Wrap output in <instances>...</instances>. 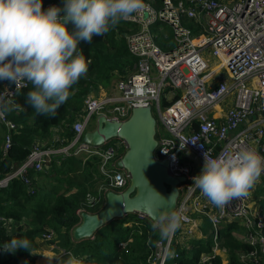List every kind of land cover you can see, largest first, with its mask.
<instances>
[{
	"label": "built area",
	"instance_id": "2783aa9c",
	"mask_svg": "<svg viewBox=\"0 0 264 264\" xmlns=\"http://www.w3.org/2000/svg\"><path fill=\"white\" fill-rule=\"evenodd\" d=\"M149 10L144 15L122 21L132 26L121 34L129 54L137 61L134 71L117 82L118 95H87L82 113L72 125L74 137L66 145L47 148L35 143L25 160L0 179V189L12 180H21L30 194L35 192L27 171L41 173L57 156L97 157L101 176L98 187L85 194L83 205L76 211L93 213L102 208L105 194L123 192L129 185V175L117 167L118 153L125 144L93 147L82 141L93 117L104 115L109 120L123 122L136 107H150L156 120L157 161L167 160V172L172 177H184L177 186L179 197L175 210L183 214L182 226L167 240H157L151 264H166L177 259L176 246L190 251L194 242L206 243L204 229L212 227L208 251H202L195 264H209L215 257L227 264L228 251L223 245L222 231L228 226L241 230L231 233L250 249L236 251L240 264H264V207L255 201L251 190L246 198L234 199L225 208L210 204L194 183L204 164V153L217 158L241 149H251L264 156V0H145ZM157 3L159 5L157 6ZM58 5L47 3L49 7ZM157 6V7H156ZM201 8V9H200ZM164 24L173 33L169 50L156 43L152 27ZM186 23H192L194 29ZM195 27L200 31L194 34ZM216 58L211 66L206 57ZM216 68H218L217 71ZM224 70L226 76L220 75ZM28 82L16 85L7 80L0 95L12 101ZM143 91L144 95H137ZM172 94L170 104L162 98ZM153 114V113H152ZM2 152L6 155L17 126L4 117ZM104 147V148H103ZM260 180L264 181V174ZM139 217V216H138ZM143 219V217H139ZM0 227L13 237L26 228L23 220L13 221L0 216ZM49 231L42 238L55 240ZM123 247L124 244H121ZM0 245V254L3 252ZM174 252V256L167 255Z\"/></svg>",
	"mask_w": 264,
	"mask_h": 264
},
{
	"label": "trees",
	"instance_id": "16d2710c",
	"mask_svg": "<svg viewBox=\"0 0 264 264\" xmlns=\"http://www.w3.org/2000/svg\"><path fill=\"white\" fill-rule=\"evenodd\" d=\"M60 2L61 5L59 6L57 0H43V10H47V3H54L62 8L64 1ZM158 5L159 3H157ZM185 26L193 29V26L189 23ZM131 28L132 26L121 22L104 36H94L91 43L80 42L78 47L82 50L86 59L91 61L89 71L86 77L81 78L73 86L74 95L57 110L55 117L37 116L32 107L26 103V96L31 90V85L18 92L13 99L16 107L5 116L9 122L17 126L16 131L12 133V144L6 155H3L1 147L3 146L1 134H5L6 130L5 126L0 123V179L20 166L30 153L36 140L48 138L53 127H64L65 141L61 145L70 142L74 137L72 125L77 116L79 117L81 114L83 99L92 92L96 94L98 86L105 87L109 84L114 73L120 77L132 74L137 60L129 54L126 40L121 35L129 32ZM68 29L72 31L73 26L69 24ZM193 32L198 33L195 30ZM156 43H158L157 38ZM158 46L163 50L168 49V46L164 43ZM0 81L7 83V80ZM162 104L166 107L170 102L166 101L163 96ZM110 142L106 145H110ZM98 162L97 157H92L84 163V165L93 168L90 181L84 188L80 189L79 186V190L75 195H57L53 203H50V197L39 195L36 190L33 194H30L21 180L14 179L9 182L7 187L0 189V216L13 221L28 219L29 227L21 229L13 237H23L31 241L30 252L23 249L18 250L15 254L3 251L0 254V264H28L31 261V252L37 249L35 239L42 237L49 231L55 233L56 246L66 253L75 255L81 260L82 264H151L150 258L153 255L154 245L157 240H160V237L158 232L154 233L152 231L151 224L153 222L151 220L141 219L136 214L126 215L120 220H114L104 225L97 230L92 239L80 242L72 240L71 231L80 222V217L76 214V211L83 205L85 194L94 190L97 184L94 182V178H101ZM54 163L55 165L63 163L61 166H64L65 163H71L70 170L74 173L79 171L81 167V161L74 160V157L62 159V156H57L51 162V164ZM85 168L81 171H85ZM34 174L33 171L29 170L26 172L25 177L33 182ZM99 210L97 209L93 213ZM127 223L131 227L125 226ZM233 229L234 226H228L222 231L224 246L228 250L227 264H240L237 260L236 250L247 251L250 248L231 237ZM13 237L7 236L0 227V245L3 246ZM124 243L125 246L122 247L121 244ZM209 244L210 242L207 241L205 243L206 247H203L201 242H194L195 247L191 256L189 252L187 253L174 246L173 251L178 254V258L169 259L166 264H195L200 253L208 251ZM209 264H222V260L215 257Z\"/></svg>",
	"mask_w": 264,
	"mask_h": 264
},
{
	"label": "clouds",
	"instance_id": "9594fccd",
	"mask_svg": "<svg viewBox=\"0 0 264 264\" xmlns=\"http://www.w3.org/2000/svg\"><path fill=\"white\" fill-rule=\"evenodd\" d=\"M148 10L145 0H64L62 8L47 10H43V0H0V80L17 86L25 81L31 84L26 103L37 116L55 117L74 95L73 86L89 71L91 61L78 47L80 42L91 43L94 36H104L122 21ZM14 107V101L0 95V117ZM262 174L264 156L241 149L217 158L204 153L202 171L193 179L210 204L223 209L234 199L248 197ZM159 209L149 213L154 221L151 229L167 240L181 228L184 217L179 210ZM2 247L6 253L30 252L31 241L13 237ZM167 255L175 254L167 251ZM64 264L82 262L69 253Z\"/></svg>",
	"mask_w": 264,
	"mask_h": 264
},
{
	"label": "water",
	"instance_id": "95a60500",
	"mask_svg": "<svg viewBox=\"0 0 264 264\" xmlns=\"http://www.w3.org/2000/svg\"><path fill=\"white\" fill-rule=\"evenodd\" d=\"M155 135L156 120L150 107L133 108L123 122L109 120L104 115L96 116V128L87 130L82 141L93 147H102L111 140H121L125 152L117 161V167L127 172L129 185L121 193L108 191L98 212L82 213L79 224L71 231L73 241L92 239L101 227L129 214L154 222L149 214L151 210L158 207L160 212L175 210L179 197L177 186L184 177L170 176L168 161L155 160Z\"/></svg>",
	"mask_w": 264,
	"mask_h": 264
},
{
	"label": "crops",
	"instance_id": "0c3cea01",
	"mask_svg": "<svg viewBox=\"0 0 264 264\" xmlns=\"http://www.w3.org/2000/svg\"><path fill=\"white\" fill-rule=\"evenodd\" d=\"M59 3L58 5H61L60 1H64V0H57ZM152 30L156 31V26L152 27ZM124 34V33H123ZM126 34V33H125ZM163 44V43H161ZM169 48L171 46V43H165ZM134 71V69H133ZM133 73V72H132ZM127 77V76H126ZM116 79L118 78V81L125 78V77H120L117 74H113L112 75V79ZM1 82V81H0ZM6 82H1V87L2 84H4ZM99 93H103L102 95H104L106 93L105 89L103 86H98V91L97 93H90V95H94L97 96L99 95ZM114 96L118 95V91L117 89H115V92L113 93ZM100 96V95H99ZM82 113V110L81 112ZM79 119L78 116L76 118V120ZM94 122L92 125H88L87 130H94L96 128V117H94ZM75 120V121H76ZM93 120V119H92ZM91 120V122H92ZM90 122V123H91ZM3 126V125H1ZM58 131H60V133H58ZM5 133V132H4ZM64 127H53L51 130V133L49 135L48 138L46 139H38L36 140V143H40L41 145H47L48 147H53L52 143L55 142H60L61 144L65 141L64 139ZM1 137L4 139V134H1ZM114 140H118V139H114ZM116 143H120V140H118ZM63 145H60L59 147H61ZM2 147V146H1ZM58 148V147H56ZM124 146L121 147L120 149V153L122 152ZM122 155V154H121ZM118 158H119V153H118ZM74 160H78L81 161V167L80 170L77 172H71L70 168H71V163H65L64 166L61 165H55L54 164H50L49 167L47 169H45L44 171H42L41 173H35L33 175V185L35 187L36 192L39 195H44L46 197H50L49 201L50 203H53L55 200V197L57 195H75L78 190H79V186L80 189L83 187H85L87 185V183L90 181V175L92 174V167L91 166H86V164L84 165V163L86 161H88L86 158L84 157H74ZM83 165V166H82ZM74 166V164H73ZM86 167V168H85ZM83 168H85V171H81ZM94 182H96L97 184L95 185L96 189L98 187V182L95 180L94 178ZM78 184V185H77ZM253 193H254V199L255 201L257 200L258 202H262L264 200V182L259 180L258 183L255 185V187L252 189ZM105 203V201H104ZM261 204V203H258ZM34 205V204H33ZM104 205V204H103ZM103 207V206H102ZM29 220L24 219L23 223L24 225L28 224ZM237 232H241L240 229L238 228H234L231 233H235L237 234ZM56 241L57 239L53 242L51 241H46L44 240L42 237H38L35 239V244L37 245V249H35L33 252H31L30 256H31V261L28 264H64L65 260L68 258V254L64 252V250H62L61 248L56 246Z\"/></svg>",
	"mask_w": 264,
	"mask_h": 264
},
{
	"label": "rangeland",
	"instance_id": "374dc122",
	"mask_svg": "<svg viewBox=\"0 0 264 264\" xmlns=\"http://www.w3.org/2000/svg\"><path fill=\"white\" fill-rule=\"evenodd\" d=\"M173 1H178V0H173ZM187 24V23H186ZM189 24H191L193 27H194V25L192 24V23H189ZM194 29V28H193ZM195 31H198V33L197 34H199L200 33V31L197 29V27H195ZM154 33L156 34V36H157V39H158V45H160L161 43H171V45H173V37H172V32H171V29L168 27V26H166V25H164V24H158L157 26H156V31H154ZM195 34V33H194ZM196 34V35H197ZM167 50H169V48L167 49ZM206 59H208V61H209V63L211 64V66L212 67H214L215 65H217L219 62H218V60L216 59V58H212V57H209V56H207L206 57ZM220 75H223V76H226V73L224 72V70H221L220 71V73H219ZM117 82H118V78H116V79H111V81H110V83L109 84H107L105 87H104V89H105V91H106V93L105 94H108V95H113V93L115 92V89H117ZM103 93H99V95L101 96ZM99 95H97V96H99ZM164 98L165 99H168V100H170L171 98H172V94H170V93H168V92H165V94H164ZM153 115H154V110H153ZM94 117H93V120H92V122L90 123V125H92L93 124V122H94ZM90 125H89V128H90ZM88 128V129H89ZM58 133H60V131H58ZM118 140H112L111 142H110V144L112 143H114V142H117ZM53 144V147H49V148H56L57 146H59V145H61V143L59 142H55V143H52ZM109 144V143H108ZM45 147H47L48 148V146L47 145H44ZM124 152H125V146H124V148H123V150H122V152L120 153V151H119V158L118 159H120L121 158V156L124 154ZM122 154V155H121ZM51 164V163H50ZM49 164V165H50ZM262 181V180H261ZM264 182V181H263ZM260 207H264V200L261 202V205H260ZM125 226H127V227H131V225L130 224H126ZM206 228L204 229V235H205V237H206V239L209 241V239H210V233L212 232V227L211 226H208V224H206ZM26 227H29V225L28 224H26ZM237 233H239V232H237ZM231 237L233 238V239H235V237H233L232 235H231ZM223 240V245H224V238L222 239ZM236 240V239H235ZM237 241V240H236ZM240 243V242H239ZM241 244V243H240ZM124 246H125V243H124ZM123 246V247H124ZM206 247V245H205V243L203 244V247ZM195 246L193 245V248H194ZM225 247V246H224ZM193 248L190 250V251H185V252H189L190 253V256H191V254L193 253ZM226 248V247H225ZM227 249V248H226ZM228 251V250H227ZM237 252H239L240 251V249H238V250H236Z\"/></svg>",
	"mask_w": 264,
	"mask_h": 264
},
{
	"label": "bare ground",
	"instance_id": "6f19581e",
	"mask_svg": "<svg viewBox=\"0 0 264 264\" xmlns=\"http://www.w3.org/2000/svg\"><path fill=\"white\" fill-rule=\"evenodd\" d=\"M218 70V68H216V70L215 71H217Z\"/></svg>",
	"mask_w": 264,
	"mask_h": 264
}]
</instances>
